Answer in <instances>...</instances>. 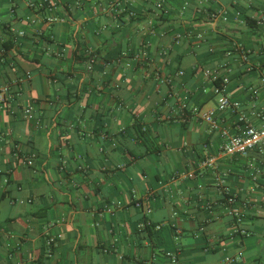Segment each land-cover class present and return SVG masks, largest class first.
I'll list each match as a JSON object with an SVG mask.
<instances>
[{"label": "crops", "instance_id": "1", "mask_svg": "<svg viewBox=\"0 0 264 264\" xmlns=\"http://www.w3.org/2000/svg\"><path fill=\"white\" fill-rule=\"evenodd\" d=\"M42 1L0 0V264H264V144L213 170L219 134L177 119L221 84L222 125L264 127L263 1L54 0L51 25ZM216 176L250 203L248 236Z\"/></svg>", "mask_w": 264, "mask_h": 264}, {"label": "built area", "instance_id": "2", "mask_svg": "<svg viewBox=\"0 0 264 264\" xmlns=\"http://www.w3.org/2000/svg\"><path fill=\"white\" fill-rule=\"evenodd\" d=\"M264 3V0H262ZM36 2L30 1L29 6H34ZM46 5H45V4ZM37 5V4H36ZM42 8H45L47 11L46 16L44 17V22L47 25H51L55 22L62 21V17L56 16L53 11L56 8V2L54 0L50 1H42L38 4ZM111 9L115 13H120L124 11V9L121 6V0H112L110 2ZM158 8L162 7L161 3H157L156 5ZM11 12H14V9H11ZM131 15H135V13H130ZM256 23L258 25L264 24V13L263 15L257 19ZM23 34V33H20ZM89 68L92 66L94 59L90 58L89 61ZM205 73L208 76H212L213 79H216L215 73H212L210 70H206ZM179 74H182L180 71ZM26 77H29V73H26ZM160 80V79H159ZM161 81H165L166 83H170V79H161ZM215 92L217 94L216 99V106L214 109H208L203 110L201 107L196 105H188L187 102L183 99L177 100V106H178V112H177V119L186 122L191 118H197L201 120L202 122L206 123L211 131H216L220 138H221V145L219 147V151L217 155H210L206 156L204 158L203 166L211 168L215 170V165L217 162V159L219 157L224 156H234V155H246L250 150L262 146L264 144V127L257 128L253 126L252 124H247L244 127L240 129L238 133H231L230 130L223 126L220 119L217 117L216 113L223 111L227 108H229L232 104L231 99L223 93L222 91V85L218 84L216 86ZM172 92H168V97L172 96ZM9 98H6V89H3L0 87V103L5 106H8ZM31 107H25L23 108L24 115H30ZM169 118V117H168ZM23 163L27 165L32 164V159L30 157H26L23 159ZM193 174H189L188 176H192ZM215 180L217 183L221 186V189L223 190V200L222 205L224 209L226 210L227 214L232 218L233 220V231L231 236H248L249 232L241 227L242 221L245 219L249 209H250V203L245 200L241 199L238 196L229 193L227 188L223 185V179L221 176H216ZM136 207H141L140 201L134 202ZM151 212L150 209H145V214L149 215ZM155 228H160V225H157ZM56 237L54 236H48L46 239V245H47V254L50 255L53 246L56 243ZM166 256L169 257L170 261L174 264H183L179 261L177 255L166 252ZM242 256V252L239 251L236 256H227L223 260L222 264H232L235 262L238 258Z\"/></svg>", "mask_w": 264, "mask_h": 264}]
</instances>
